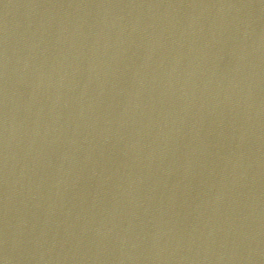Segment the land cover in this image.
<instances>
[{"label": "water", "instance_id": "95a60500", "mask_svg": "<svg viewBox=\"0 0 264 264\" xmlns=\"http://www.w3.org/2000/svg\"><path fill=\"white\" fill-rule=\"evenodd\" d=\"M0 262L264 264V0H0Z\"/></svg>", "mask_w": 264, "mask_h": 264}, {"label": "clouds", "instance_id": "9594fccd", "mask_svg": "<svg viewBox=\"0 0 264 264\" xmlns=\"http://www.w3.org/2000/svg\"><path fill=\"white\" fill-rule=\"evenodd\" d=\"M2 264H4V262H2Z\"/></svg>", "mask_w": 264, "mask_h": 264}, {"label": "snow or ice", "instance_id": "6c2138e0", "mask_svg": "<svg viewBox=\"0 0 264 264\" xmlns=\"http://www.w3.org/2000/svg\"><path fill=\"white\" fill-rule=\"evenodd\" d=\"M0 264H2V262H0Z\"/></svg>", "mask_w": 264, "mask_h": 264}]
</instances>
